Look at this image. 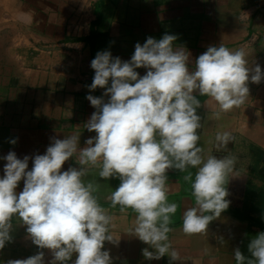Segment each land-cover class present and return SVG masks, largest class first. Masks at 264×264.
Instances as JSON below:
<instances>
[{
    "label": "crops",
    "instance_id": "crops-1",
    "mask_svg": "<svg viewBox=\"0 0 264 264\" xmlns=\"http://www.w3.org/2000/svg\"><path fill=\"white\" fill-rule=\"evenodd\" d=\"M165 34L177 36L174 46L190 53V69L210 46L224 43L230 50L244 49L249 65L259 64L264 71V0H0V157L9 152L19 159L43 155L53 137L69 134L80 135L79 146L86 147V140L96 135L85 127L96 111L87 96L109 99L103 88L89 90L95 75L91 61L103 51L130 61L137 43ZM146 71L137 69L141 77ZM248 87L246 102L227 113L194 93L200 100L198 146L205 159L231 154L236 162L226 182L229 208L203 234L186 235L182 230L183 213L194 206L184 176L190 172L194 180L197 169L169 170L167 199L178 205L168 234L180 256L173 264H236L234 250L251 258L247 246L264 232V81L249 82ZM223 132L235 139L218 152L216 135ZM5 164L0 159V178ZM32 166L30 160L29 171ZM70 167L81 166L71 158L61 171ZM98 172L99 167L90 168L83 179L94 184L93 195L115 216L112 232L120 238L118 246L106 241L102 251L110 253L113 264H170L168 256L145 259L143 249L155 250L131 235L136 214L131 209L122 214L107 199L119 179L105 180ZM23 187L22 180L17 193ZM12 224L13 240L0 249V264L40 251L18 217L13 216ZM43 251L45 264H50L51 251ZM75 259L73 254L68 264Z\"/></svg>",
    "mask_w": 264,
    "mask_h": 264
},
{
    "label": "clouds",
    "instance_id": "clouds-1",
    "mask_svg": "<svg viewBox=\"0 0 264 264\" xmlns=\"http://www.w3.org/2000/svg\"><path fill=\"white\" fill-rule=\"evenodd\" d=\"M177 39L170 34L159 40L148 37L143 45H135L130 61L114 58L110 51L97 53L91 61L95 75L89 90L103 88L109 99L87 96L96 111L85 127L96 135L86 140V147L80 148V135L69 134L53 137L43 155L19 159L9 152L0 157L6 161L0 178V249L13 240V216L40 249L7 264H45L44 249L52 253L50 264H68L73 254L75 264H113L110 253L102 249L106 241L119 244L112 232L115 216L93 195L94 184L84 182L90 168L99 167L102 179H119L107 199L122 214L128 209L136 214L131 235L155 250H142L147 260L168 256L173 264L180 259L168 236L178 209L167 199L169 170L197 169L194 180L190 172L184 176L194 197V206L183 213L186 235L206 233L229 208L226 182L236 158L228 154L205 159L198 146L202 124L197 114L200 100L194 93L210 98L219 112L227 113L246 102L249 82L264 81V71L259 64L249 65L244 49L230 50L224 43L210 46L190 69V53L184 46H174ZM140 68L147 70L142 77ZM234 139L230 132L217 133L216 151L227 150ZM71 158L81 167L61 171ZM22 180L23 190L17 193ZM247 247L251 258L236 248V264H264V232Z\"/></svg>",
    "mask_w": 264,
    "mask_h": 264
}]
</instances>
